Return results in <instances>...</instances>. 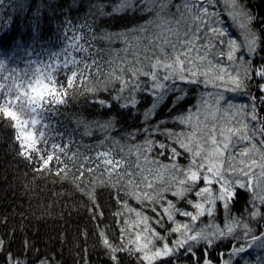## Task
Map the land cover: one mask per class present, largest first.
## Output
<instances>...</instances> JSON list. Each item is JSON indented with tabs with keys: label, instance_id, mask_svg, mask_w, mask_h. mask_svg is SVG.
<instances>
[{
	"label": "snow or ice",
	"instance_id": "obj_1",
	"mask_svg": "<svg viewBox=\"0 0 264 264\" xmlns=\"http://www.w3.org/2000/svg\"><path fill=\"white\" fill-rule=\"evenodd\" d=\"M2 2L3 0H0V4ZM219 2L220 0H181L179 4H175V12L171 11L174 0H119V3L112 5L111 12L104 11L106 5L96 3L89 6L84 23L74 24L71 17L61 22L57 31L60 33L59 38L64 46L60 51L47 53L46 60L41 57L36 61H26L27 67L24 69H6L5 60L0 59V71L8 72L7 76H0V80L12 82L11 84L0 83V90H2L0 91V119L9 121L16 133L15 140L20 145L19 155L28 162L35 160L39 164L37 172L51 171L50 163L53 160L58 165L64 164L67 159H74L77 155L73 153V156L69 157V145L56 142V138L51 137L50 133L55 131L51 125L52 115L58 110L59 105L67 102L68 89L76 87L79 83L87 93L97 97L96 102L109 112L112 110V101L118 103L124 100L125 103L119 104L121 110L136 109L140 103L137 94L143 92L150 95L151 106L143 112V124L146 127L137 129V133H147L148 137L155 134L163 135L189 153L191 159L185 168L177 162V157H180L182 153L175 147H171L169 143L157 144L154 139L146 137L142 145L136 146L138 158L140 154H143L141 149L151 152L155 146L165 151L171 150L172 163L160 165V167L176 175L171 176L167 186L161 191L154 192L153 195H149L147 191L142 195L137 194L136 189L140 187V184H137L134 178L138 175L142 177L141 183L147 181V189H153V182L143 175V169L139 164L136 165V168L140 169L139 172L121 170V162L113 160L110 151L97 153V160L108 172L109 179L113 175L116 176L110 187L117 189V197H119L120 188L125 186V182L131 189L126 191V195H131L142 203L147 200L162 206L164 193L173 187L175 190L172 191V195L177 198V202L187 200L191 193L195 194L198 198L197 202L187 200L196 209L195 214L179 209L175 203L168 201V206L163 207L162 213L157 212L158 218L155 224L159 227H164V214L173 223H175V214L190 217L191 222L194 223L205 214L212 216L217 210L218 203H222L223 209L231 215V206L241 199V193H248L245 213L239 219L233 218L231 224H226V230L220 228L197 230L193 224H178L171 229V232L178 233L180 238L172 241L171 245L167 242L166 236L150 227L147 216L142 218L145 235L141 237L140 233H137L135 241L128 239L127 243L114 246L101 232L111 264H121V253H127L130 257L135 256L137 264H179L181 258L186 264H216V260L223 257L225 253H218L215 260L211 253L219 246V242L227 237H231L235 243L227 253L228 259L222 260L221 264H239V261L243 260L245 254L252 248L264 250V230H261L264 229V224L260 223L264 221V114L260 111L264 108V64L253 67L252 61L248 59L259 54L261 50V44L264 43L262 40L264 25L260 28L254 27L260 17L249 9L247 0H224L225 7L228 8V16L233 23L243 21L238 24V27L242 30L244 39L237 43V40L232 39L227 29L223 27L224 21L220 19L221 12L215 10L214 6ZM10 7V12L0 16V43L9 38V32L17 30L16 25L20 21L19 13L24 12V18L27 15L28 10L25 4L18 0ZM42 8L43 4L38 5L32 12L31 19L28 20L34 40L41 34ZM93 9L99 13V16L89 20L87 17L93 16ZM125 13L133 15L139 13L149 18L125 31L107 33L106 30H102L99 36L96 35L94 26L97 19L111 18ZM150 28H154L155 31L149 32ZM132 33L139 34L136 36L135 45L125 40V43L129 44V47L124 49L126 56H117L119 63L116 60L108 61L111 69L107 73H102V60L94 58L101 54V49L96 48V42L127 37ZM145 41L147 43H144ZM221 45L224 47L222 48ZM21 46L20 42L16 43V47ZM168 48H171L172 54L166 51ZM129 49H131V60L127 59ZM24 50L26 54H29L30 47ZM193 52L197 53L195 59L192 57ZM238 52L239 55H237ZM76 54H79V58ZM210 55L221 57L226 55L230 65L234 66L233 71L228 72L224 67L214 66L213 61L208 59ZM205 60L210 67L218 68L213 82L220 81L227 90L248 96V103L236 106L230 100H225L223 93H219L213 105H208V102L202 98L195 113L188 111L186 115L173 117V120H178L182 124L190 123L194 115L200 114L201 107L210 109L213 116L221 110L225 114L230 113L237 125L235 128L227 129L230 135L219 141L215 135H211L210 143L205 141L201 145L199 141L193 143L196 133L195 125H193V132L186 134L167 129L162 131L164 124L167 123L166 120H157L155 124L151 121L169 100H171L170 115L171 111L186 99L184 85H199L201 76L204 77V83L208 82L207 71H200L203 64L197 63V61ZM61 73L66 78V85L58 79ZM102 74L103 80L98 79ZM141 76L148 78L151 82L150 86L142 85ZM93 77L97 79L93 81ZM256 77L259 81L253 85L252 81ZM116 82H119L120 87L119 89L113 87V91L117 94L112 96V100L98 98L103 92H109L111 96L109 88ZM252 86L257 88L259 96L250 91ZM125 92H127L126 96ZM221 101H224L226 107L221 105ZM136 114V112L133 113V115ZM26 115L27 119L24 118ZM116 122V117L111 116L103 123H97L101 128L109 129L114 127ZM129 135L134 136L135 133H129ZM60 136H62L61 133H56V137ZM221 136H223V130ZM233 137H237L241 142L247 141L251 145V148L246 146L238 153L240 157L238 162L237 157L231 152L230 142ZM257 137H259L258 140ZM185 139L188 140L187 143ZM50 140L52 142L49 147ZM165 151H161L159 155H164ZM251 152L260 156L259 164L255 159H252L250 164L246 163ZM62 156L65 159H61ZM84 159L91 158L84 157ZM145 161L147 162L146 155ZM257 167L258 174L254 170ZM66 171V168L59 169L58 174H66ZM93 171L92 168L81 164L80 179L83 180L85 172ZM181 175L183 178H180ZM200 181H203V187L199 186ZM86 194L94 201V191ZM123 207L128 208L126 201ZM128 211L134 210L128 208ZM152 211L156 212V208L153 207ZM100 215L103 213L101 212ZM136 215L141 216V213ZM254 222L258 225L257 227L250 226ZM127 223L125 221V224ZM233 224L239 228V234H234ZM126 231V228L121 229L122 240ZM141 239L143 243L140 242ZM156 241L164 242L162 246L157 247ZM30 247L31 244L25 240V250L27 251ZM5 248L6 242L0 238V254L5 251ZM5 264H24V261L16 259L14 254L9 252L5 258ZM40 264H47V261L41 260ZM245 264L249 262L245 261Z\"/></svg>",
	"mask_w": 264,
	"mask_h": 264
},
{
	"label": "trees",
	"instance_id": "obj_2",
	"mask_svg": "<svg viewBox=\"0 0 264 264\" xmlns=\"http://www.w3.org/2000/svg\"><path fill=\"white\" fill-rule=\"evenodd\" d=\"M14 2L17 0H3L0 4V16L10 12V5ZM18 2L24 3L28 11L25 18L24 12L19 13L20 21L16 25L17 30L9 32V38L0 43V59L5 60L6 69H24L27 67L26 61H36L41 57L46 60L47 53L60 51L64 46L59 38L60 33L57 31L62 21L71 17L74 24L84 23L90 5L104 4L106 5L104 11L111 12L112 5L119 3V0H18ZM180 2L181 0H174L172 12L176 11L175 4ZM247 3L249 9L260 17L254 25L255 28H260L264 25V0H247ZM41 4H43L41 34L38 39L34 40L28 20L31 19L32 12L36 10V7ZM220 7L221 15L226 18L222 20L230 37L237 40V43L242 42L244 36L238 27L240 21L234 24L228 16V8L225 7V4H220ZM92 11L93 16L87 17L89 20L99 16L95 9ZM148 18V16H141L139 13L135 15L125 13L111 18L100 17L97 19L94 31L98 36L102 30H106L107 33L125 31L143 23ZM154 31V28L149 29V32ZM137 35L139 34L132 33L127 37H116L111 41L96 42V48L101 49V54L94 58L102 60V73H107L111 69L108 61L116 60L119 63L120 61L116 59L117 56H126L124 49L128 48L129 44L135 45ZM125 40L129 44H126ZM262 40H264V36H262ZM19 42L22 46L16 47V43ZM26 47H30L29 54H26L24 50ZM166 51L172 54L171 48ZM239 54L238 52L237 55ZM76 55L79 58V54ZM245 55L247 56V53ZM196 56L197 53L193 52L192 57L195 59ZM127 59H132L131 49H129ZM208 59L213 61L214 66L224 67L228 72L233 71L234 66L230 65L226 55L223 57L210 55ZM248 59L252 61L253 67L264 64V43L261 44L259 54L248 57ZM197 63L203 64L200 71H207L208 82L204 83V77L201 76L199 85H184V91L187 93L186 99L175 107L170 115L171 100H169L151 123L155 124L157 120L163 119L167 123L164 124L162 131L167 129L175 133L186 134L192 133L193 125H195L196 133L193 143L199 141L203 145L205 141H209L211 135H215L218 141L230 135L227 129L237 126L230 113L225 114L221 110L213 116L210 109L201 107L200 114L194 115L190 123L182 124L178 120H173V117H179L181 114L186 115L188 111L195 113L202 98L208 102V105H213L219 93H223L225 100H230L236 106L247 104L248 96L227 90L220 81L214 83L213 79L218 73V68L210 67L207 60L197 61ZM163 74V70H161V75ZM7 75V71H0V76ZM103 78V74L98 77L100 80ZM58 79L66 85L63 73L58 75ZM95 79L97 77H93V81ZM140 81L142 85L150 86L151 82L147 77L141 76ZM258 81L259 78L256 77L252 84L255 85ZM0 83L11 84L12 82L11 80H0ZM217 84L220 86L217 87ZM113 87L119 89V82L109 88L111 96L109 92H103L99 94L98 98L106 101L112 100V96L117 94L116 91H113ZM250 91L254 95H260L255 86L250 87ZM124 95L126 96L127 92ZM137 99L140 101L137 108L129 110L120 109L119 104L125 103L124 100H120L118 103L112 101V110L109 112L96 102L97 97L87 93L79 83L76 87L68 89L67 102L59 105L58 110L52 115L51 125L55 131L51 132L50 136L55 137L56 142L62 145H69V157H72L73 153L77 155L74 159H67L64 164L58 165L53 160L50 163L51 171L37 172L39 164L35 160L28 162L19 155L20 145L15 140L14 129L8 120L0 119V238L6 242L5 251L0 254V264H5V258L9 252L14 254L16 259L24 261V264H40L41 260H46L47 264H111L108 249L104 246L103 238L100 235L101 232L114 246L127 243L128 239L135 241L137 233H140L141 237L145 235L142 218L147 216L150 227L166 236L167 242L171 245L172 241L180 238L178 233L171 232L172 228L177 227L180 222L193 224L190 217L179 214L174 215L175 223L168 220L167 215L164 214L163 228L156 225L155 220L158 218L157 212L162 213L163 207L168 206V201L175 203L179 209L195 213L196 209L187 202V200H192L193 203L198 201L194 193L189 194L187 200L177 202V198L172 195V191L175 190L173 187L164 193L162 206L147 200L142 203L133 196L126 195V191L131 189L125 182V186L120 188L119 197H117V189L110 187L116 176L113 175L109 179L108 172L97 160V153L110 151L111 158L121 162V170L139 172L140 169L136 168V165L139 164L143 169V175L153 182V189H147V181L141 183L142 177L138 175L134 178L135 182L140 184V187L136 189L138 195H142L145 191L149 195L161 191L163 187L167 186L170 177L176 175V173L160 167V165L172 163L170 149L165 151L155 146L151 152L141 149L143 154H140L138 158L136 146L142 145L146 137L154 139L157 144L164 142L175 147L182 153L180 157H177V162L182 167L188 166L191 157L189 153L180 148L179 144L172 143L163 135L155 134L148 137L147 133H137V129L146 127L143 124V112L151 106L152 97L141 92L137 94ZM221 105L226 107L224 101H221ZM260 111L264 114V108ZM134 112L137 114L133 115ZM111 116L116 117L117 122L114 127L103 129L97 123H103ZM24 118L27 119L28 116L26 115ZM222 130L223 136H221ZM56 133H61L62 136L56 137ZM129 133H135V135L131 136ZM258 139L259 137H257ZM51 142L50 140L49 147ZM187 142L188 140L185 139V143ZM39 146L44 147V145ZM161 151H165V154L159 155ZM84 157L91 159L85 160ZM61 159H65V157L62 156ZM81 164L94 170L92 173L85 172L83 180L80 179L79 172ZM65 168L67 169L66 174H58L59 169ZM180 178H183L182 175ZM199 186H204L203 181L199 182ZM213 187L218 186L213 185ZM92 191H94V201L89 199L86 194ZM247 200L248 193L242 192L241 199L231 206V215L223 209L222 203H218L217 211L218 213L224 211L225 215L239 219L245 213ZM125 201L128 208L134 211L129 212L128 208L123 207ZM153 207L156 208V212L152 211ZM101 212L103 215H100ZM136 213H141V216H137ZM205 217L206 215L199 219ZM125 221L128 223L125 224ZM260 223L264 224V221H260ZM250 226L257 227L258 225L254 222ZM122 228L127 229L123 240L121 238ZM234 234H239L237 226L234 228ZM25 240L31 244L27 251L25 250ZM140 242L143 243V239ZM163 242L156 241L155 243L157 247H160ZM234 243L235 241H232L231 237L219 242V246L212 251L211 255L214 260L220 252L225 255L216 260V264H221L222 260L228 259L227 253ZM120 259L121 264H137L136 257H130L127 253H121ZM245 261H248L249 264H264V250L261 249L258 253L251 254V249H249L239 264H245ZM179 264H186V262L181 258Z\"/></svg>",
	"mask_w": 264,
	"mask_h": 264
},
{
	"label": "rangeland",
	"instance_id": "obj_3",
	"mask_svg": "<svg viewBox=\"0 0 264 264\" xmlns=\"http://www.w3.org/2000/svg\"><path fill=\"white\" fill-rule=\"evenodd\" d=\"M220 4H224V0H220ZM220 4L218 3L217 5H215V10L220 11L221 12V7ZM222 14V12H221ZM220 19H226L224 18L222 15L220 16ZM243 21H240V23H242ZM223 27H226L225 23L223 24ZM240 31L242 32V30L240 29ZM232 38V37H231ZM221 47L223 48L224 45H221ZM217 57H220L219 55H216ZM231 152L233 156L237 157V162L240 159V157L238 156V153H240L244 147H249L251 148V145L247 142V141H239V139L237 137H233L231 140ZM225 155H227V152L225 153ZM255 159L257 164H259L260 161V156L258 154H256L255 152H251L250 153V158L248 160H246L247 164L251 163V160ZM256 171V173H259V168L257 167L256 169H254ZM188 211V210H186ZM193 214H195L193 212ZM206 217L202 218V219H198L197 221H195L193 223V227L197 230L202 229V228H208V229H212L215 230L216 228H220V229H225V225L226 224H231L232 223V219L236 218V217H231V216H227L225 215L224 211H221L218 213V211L216 210L214 212V214L212 216H208L207 214H205ZM203 215V216H205ZM201 218V217H200ZM186 224V222H180V224ZM233 227L235 228L236 225L233 224ZM226 230V229H225ZM261 249L258 248H252L251 249V254H256L260 251ZM245 257V256H244Z\"/></svg>",
	"mask_w": 264,
	"mask_h": 264
}]
</instances>
